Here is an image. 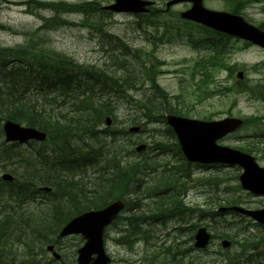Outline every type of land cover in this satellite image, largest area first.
Instances as JSON below:
<instances>
[{
	"label": "rangeland",
	"instance_id": "1",
	"mask_svg": "<svg viewBox=\"0 0 264 264\" xmlns=\"http://www.w3.org/2000/svg\"><path fill=\"white\" fill-rule=\"evenodd\" d=\"M152 1L156 2L158 10L165 9L166 0ZM50 2L57 3V6H41V3L50 4ZM62 2L71 5L80 3L87 5L92 2H99L102 6H105L113 3V0H0V48H16L23 45L27 40V36L39 31L48 18L60 16L63 22L54 21L47 26L48 31L37 33L36 44L39 45V42L44 43L39 45L41 49L50 48V50L63 55L69 61L94 67L119 81L123 85V92L116 93L114 98L107 99V96L102 95V91L96 90L93 98L87 99L88 102L94 101L95 104L110 102L112 105L117 104L119 106L116 119L118 122L116 124L114 122L112 127L125 129L128 132V134L121 136L123 142L125 140L127 149L132 150L134 148L130 145V141H144L145 144L150 145L154 141H163L166 144L164 150L148 151L146 155L150 157L157 156L154 160H160V165L166 163L161 161H167L168 166H179L177 163L181 161V158L173 146L174 140L168 133L166 124H152L145 128L144 132L139 133L129 131L131 127H134L133 125L131 126V123L138 113V121H143V114L138 106L141 103H146V98L151 96L152 101L159 98L153 94L155 87L149 83L142 68L143 64L150 65L157 61L146 55V53L155 51L158 60L163 63L159 65L162 72L157 76V83L168 93L172 99V104L181 107V109L182 107L191 109L189 117L194 119L203 120L211 117L210 119L212 120H221L232 116L250 120L248 127L233 136L224 138L219 142V145L235 149L248 144H255L256 153L254 155L259 164L264 167V127L252 125L255 123L253 119L264 113V104L261 100L253 98L248 92L242 90L236 78V74L239 71H244L246 82L249 81L254 84L255 81L264 82V49L252 45H250L251 47H246V43L243 41L232 42L230 44V53L227 54L226 58L227 67L220 68L216 72L214 82L217 86L231 87L232 90L200 104L192 93V89H195L192 74L197 60L199 61L206 53L203 54L195 50L187 38L180 39L174 43L165 42L155 45V36L162 34L164 31L160 24L157 22L155 26L145 24L142 28L138 27V25L147 23L150 20L149 16L137 18L136 15L131 14H110L105 17V14L100 13L95 17V15L91 14L90 16H94V18L88 20L85 26H81L86 20V17L82 16L85 15V12H83L85 5L78 6L76 9L78 13H73V8L65 6ZM204 5L212 10L229 12H233L238 7V13L243 15L249 23L256 27H264V0H204ZM27 6H32V8L30 9ZM186 8L187 5L176 6L172 8L171 13H166L162 17L171 18ZM58 11L62 12L61 15L56 14ZM151 13L157 15L160 11H152ZM64 22L66 23L60 27V23ZM184 27L186 30L191 31L195 38L201 37L192 27ZM122 45L130 48V55L124 54ZM136 49H138L137 53H135ZM130 51H126V53L129 54ZM233 51L234 53H232ZM16 53L23 56L26 51L20 47L17 51L12 52V54ZM147 60H149V63ZM124 63L125 66L130 67L128 68L129 70L135 69L133 72L135 73V80L124 75L123 71L127 69L123 68ZM229 68L233 72L225 70ZM127 79L130 84L126 82ZM103 84L109 86L112 83ZM32 93L33 95H30L29 99L42 107L43 105L47 106L45 109L48 111L53 110L49 106H55L53 102L55 97L60 103L66 101V105L54 110V117L60 119L61 115L66 113V110H70L67 108V104L73 101V98L70 99L69 97L65 98L64 95H60L62 96L60 97L53 94L49 88ZM135 126H139V124ZM104 127L103 125L101 129ZM3 141H5L4 137ZM5 143L6 145L8 144L7 142ZM123 153L125 152L123 151ZM139 155H133L130 160L140 159L141 156L139 157ZM9 156L12 155L9 154ZM10 163L12 164L11 161ZM25 164H27L26 161ZM168 166L160 167L159 170L166 169ZM2 171L4 172L5 169H2ZM2 174H0V177ZM182 174L183 171L180 170L179 180ZM88 175L93 176L92 173ZM239 175L240 172L237 168H202L197 166L189 174V179L185 180L188 190H181L182 202L187 206V209L198 210L201 207L207 211L211 210L212 207L217 210L218 204L232 196L246 200L245 196L247 193L243 190L239 192ZM152 176L155 178V175L149 172L145 173L142 178L144 183L137 192H143L154 181L151 180ZM136 197L129 199V208L133 209L131 214H135L137 217L151 213L152 211L149 210V207L153 206L152 199L143 198L141 195ZM40 205L43 208L48 206L46 201ZM243 206L251 209L263 208L264 198L250 197ZM28 209L31 211L33 208L28 207ZM129 214L130 212L125 213L124 217ZM188 215L187 220L184 222L170 220L164 225L155 223L152 219H149L145 224L135 222V227L132 231L135 230L136 235L134 238L138 239V241L133 244L132 248L118 242L121 237L129 234L123 232L128 226H125L120 221L117 225L109 227L105 234V247L107 254L112 259V264H162L158 261L156 255H153V260H151L152 253L160 252L174 241L178 245L177 250L180 249L181 252H185L190 249L186 258L180 257L183 260L180 264H197L196 258L198 254L192 253L193 248L190 243L191 226L196 223H209L211 225V228H209L213 234L214 232L226 233L234 235L238 239L247 236V232L244 229L247 222H243L238 216L228 215L225 219L215 222L211 219L210 212L201 216L198 211L196 213L192 211L188 212ZM203 219L208 220V222H200ZM250 231L253 234H258L260 228L252 226ZM147 232L148 236L146 237ZM83 244L84 241L80 236L61 240L56 247L57 252L62 257L59 262L53 260L51 254L44 252L42 253L43 256H39L33 261L23 262L22 260L9 259V263L76 264L77 251ZM220 244L221 239L213 240L207 256L202 258L200 262L215 259L217 257L215 252L220 250ZM238 250H235L234 253ZM210 264L215 263L212 262ZM248 264L255 263L250 262Z\"/></svg>",
	"mask_w": 264,
	"mask_h": 264
},
{
	"label": "trees",
	"instance_id": "2",
	"mask_svg": "<svg viewBox=\"0 0 264 264\" xmlns=\"http://www.w3.org/2000/svg\"><path fill=\"white\" fill-rule=\"evenodd\" d=\"M41 6L56 7L57 5L41 3ZM69 7L73 8V13L78 12L76 10L78 5ZM84 9L86 17L84 25L94 18L90 16L91 14L95 17L100 13L105 16L110 15L102 10L99 2L87 4ZM233 12L238 13V7ZM162 16L154 14L149 16V21L163 20L164 26H167L162 42H172L184 37L194 48L202 49L205 51L204 54L206 53L193 68L196 75L197 73L200 75L193 90L197 102L203 103L207 99L232 90L231 87L217 86L214 82L216 72L220 68L227 67L226 58L230 53V44L236 42L225 35L192 23L183 21V24L175 23L173 20H180L178 14L171 18ZM183 26L192 27L201 37L195 38L193 33L185 30ZM5 52L0 49V173L2 169L10 171L15 176V181L5 183L0 179V264H10L9 259L33 261L37 255L45 252L48 245L60 241L58 236L60 229L74 216L85 211L100 209L119 198L138 195L143 198L155 196L159 201L157 207L159 212L156 214L161 216L167 213V207L175 204L178 197L175 194L170 196L164 189L177 182L180 170L189 174L190 165L184 163L181 167H174L161 174L162 170L153 169L155 163L148 158L123 163L122 153L124 149L127 151L128 149L120 135L126 133V130L101 129L107 117H113L116 121L119 106L110 102L95 104L94 101L88 102L87 99H92L91 96L85 97L88 95L87 90L93 92L96 88L102 89L100 87L102 83L111 82L115 93L123 92V85L119 81L101 71L90 70L77 63L71 65L73 69L69 73L66 70L58 72L60 69H56L66 68L67 61L61 62L63 55L50 54V51L45 49L40 55H35L38 63L33 58V64L28 69L9 70L8 53ZM13 55L22 62L29 63L28 56L32 54L26 51L23 57L17 53ZM149 56L153 57L152 54ZM153 60L156 58L154 57ZM123 68H127L123 71L124 75L135 80L133 73L135 69L129 70L130 67L125 66V63ZM142 68L145 77L155 87L153 94L159 97L155 101H152V96L146 98V103L138 106L143 114L142 120L146 124H152L165 122L166 113L188 115L190 112L188 107L181 109L171 106L168 96L157 85L158 62H154L151 66L142 65ZM225 70L233 72L231 68ZM93 75L102 78V83L91 81ZM85 78L90 80L84 81ZM128 79L126 82L130 84ZM44 88L51 89L52 93L57 88V96L73 98V101L67 104L70 110H66V113L61 115V119L54 117V110L48 111L45 109L47 106L42 107L29 99V96L33 95L32 92ZM240 88L264 104V82L255 81L254 84L248 81L242 83ZM53 102L57 104L56 97ZM65 104L66 101L62 103ZM49 107L55 108L52 105ZM138 114L132 120V125L145 124L143 121H138ZM6 120L42 130L48 134V139L45 143L31 145L30 148L15 144L6 145L2 130V122ZM253 121L255 123L252 125L256 127L264 126V113ZM249 124L250 120L246 119L245 126L248 127ZM169 132L173 134L171 130ZM239 148L251 154L256 153L255 144ZM12 149H20L22 153L13 155ZM7 159L12 164L6 161ZM24 159L30 163V166L25 164ZM91 168L95 169V178L91 179L89 186H85L84 178H79V173ZM148 168H150L149 172L155 175L154 181L143 192H137L144 183L142 174H145L144 171ZM84 175L85 171L82 177ZM40 187L53 189V193H42V202L46 201L48 205L45 208L40 203H36L40 195ZM28 207L33 209L30 211ZM134 218L136 221L146 219L144 216ZM128 240L129 237H126L121 243L126 245ZM165 250L164 256L173 260H176V256L186 258L189 253V251L177 250L175 243Z\"/></svg>",
	"mask_w": 264,
	"mask_h": 264
},
{
	"label": "water",
	"instance_id": "3",
	"mask_svg": "<svg viewBox=\"0 0 264 264\" xmlns=\"http://www.w3.org/2000/svg\"><path fill=\"white\" fill-rule=\"evenodd\" d=\"M181 2L192 3V8L181 13V18L204 25L217 32L249 41L264 48V31L248 24L243 17L217 12L206 9L203 0H172L168 3V8ZM152 3L142 0H116V3L105 7L106 11L112 12H147V8ZM244 74H238L239 79H243ZM167 124L177 135L184 156L190 163L200 164H224L228 166H239L244 172L240 176L243 189L255 195L264 196V169L260 168L255 158L243 152L227 147L219 146L218 140L234 133L243 125V120L238 118H226L220 121L204 122L190 120L187 118L168 115ZM110 124V120L107 121ZM4 134L6 142L25 143L30 140L44 141L46 134L33 129L23 127L17 123L7 121L4 123ZM131 131L138 132L139 128ZM145 146L138 148L144 150ZM10 175H4L3 180L12 181ZM125 208L122 200L116 201L106 208L98 211L86 212L71 220L60 233L61 237L81 234L86 244L78 252V264H110L111 260L104 249V231ZM234 211L242 215L251 217L260 224H264V209L248 211L239 207L232 209H221V212ZM211 236L205 228L198 231L196 235V248H206ZM230 242H223L225 248L230 247ZM54 250L53 246L48 248ZM59 258L58 254H54Z\"/></svg>",
	"mask_w": 264,
	"mask_h": 264
},
{
	"label": "bare ground",
	"instance_id": "4",
	"mask_svg": "<svg viewBox=\"0 0 264 264\" xmlns=\"http://www.w3.org/2000/svg\"><path fill=\"white\" fill-rule=\"evenodd\" d=\"M50 4H54V2H50ZM76 5H78V6H80L81 5V3L80 4H76ZM65 6H70L69 4H65ZM105 17H107V16H105ZM54 20L55 21H61V22H63L62 21V19H61V17L60 16H57V17H54ZM67 21V20H66ZM52 24V19H50V18H48V20H46V22H45V25L46 26H49V25H51ZM81 26H85L84 25V23H82L81 24ZM86 27H88V26H86ZM86 27H84V28H86ZM103 35V34H102ZM34 49H41L39 46H36V47H34ZM122 49H123V51L126 53V51H130L126 46H124V45H122ZM129 54H130V52H129ZM61 62H66L67 61V58L66 57H62L61 59ZM60 71L61 72H63V68H60ZM114 85H109V88H112ZM57 92H58V89L56 88V90H55V94H57ZM116 96V94H113V92H110L108 95H107V99H111V98H114ZM107 99H104V100H107ZM222 120V119H221ZM200 121H204L205 122V119H200ZM213 121H220V120H213ZM19 125H21V124H19ZM2 126H4V125H2ZM47 141V139H45L44 141H37V140H35V143H27L26 144V148H30V146L31 145H40V144H43V143H45ZM11 144H13V143H9L8 145H11ZM13 150V152L11 153V154H13V155H19V154H21L22 152H20L21 150L20 149H12ZM124 152L125 153H123L122 154V156H121V160L123 161V163L124 162H127V161H129L128 160V156H127V152H126V149H124ZM145 156H147V155H145ZM142 159H145V157H140V160H142ZM25 161H26V163L28 164V162H27V160L26 159H24ZM6 161H8L9 163H10V160L9 159H7ZM29 165H30V163H29ZM7 166L8 167H10L8 164H7ZM148 171H150V168H148L147 169ZM3 173V174H2ZM2 175L4 176V175H10L13 179H12V181H7V183H14V181H15V176L12 174V173H10V171H2ZM145 174H142V176H144ZM242 188H239V192H242ZM42 193H48V191L46 190V187H40V195H38V197H37V199H36V203L38 202V203H43L42 202ZM235 197V196H234ZM235 198H238V197H235ZM53 257V260H55L56 262H59L58 260H57V258L55 257V256H52ZM248 263H250V262H253L252 261V259L251 258H249L248 259V261H247Z\"/></svg>",
	"mask_w": 264,
	"mask_h": 264
}]
</instances>
